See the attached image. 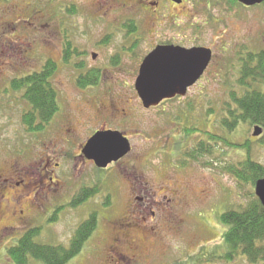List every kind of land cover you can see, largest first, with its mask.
Wrapping results in <instances>:
<instances>
[{"label":"rangeland","instance_id":"obj_1","mask_svg":"<svg viewBox=\"0 0 264 264\" xmlns=\"http://www.w3.org/2000/svg\"><path fill=\"white\" fill-rule=\"evenodd\" d=\"M19 1L24 5L25 19L35 20L37 15L42 18L39 21L45 22L49 14L54 17L51 56L58 70L53 82L61 98V109L52 123L42 132L31 134L22 120L28 104L24 100L13 102L8 95L14 91L5 93L0 88V165L7 171L17 167L23 176L29 174L37 179L46 177L47 172L54 176V182L47 176L44 189L35 197L39 211H34L27 228L39 229L36 241L69 245L78 226L96 213L93 234L66 264H264L252 263L243 254L233 260L212 257L214 252L220 255L224 250L225 228L219 222L220 215L228 208L246 206L255 191V186L239 182L223 168V164L245 159V151L228 150L223 164H214V156L210 155L187 161L185 156L174 159L181 150H189L206 138L203 132L212 131L223 133L235 143L250 139L251 158L264 165V140L253 135V126L244 124L228 133L215 122L224 114L222 107L230 100V91L242 90L237 84L241 57L264 48V4L244 7L229 0H189L196 8L177 24L154 25L136 11L133 17L140 27L128 38L124 18L114 22L117 17L108 13L104 19V11L110 12V6L87 7L83 0H35L31 8L27 7L31 0H12L7 5ZM45 33L34 35L23 30L22 48L19 45L23 73L39 69L49 56ZM63 37L83 52L71 63L63 59ZM165 41L188 48L206 46L213 50V59L185 96L146 109L135 89L138 69L151 47ZM119 54L121 59L113 62ZM76 62L101 68L100 82L90 94H84L76 84L81 70ZM108 95L127 116L103 118L122 130L130 140L131 150L119 162L100 171L81 157L80 148L92 134L91 127L102 122L86 99H106ZM70 116L82 124L66 133L61 130L62 122ZM185 125L201 131L186 137ZM180 140L183 143L174 146ZM56 163L61 166L57 168ZM97 185L100 190L96 195L84 202L75 199L84 186ZM21 186L7 180V196L14 195ZM130 237L131 241L138 240L137 248L128 242ZM15 244V240L6 243L2 264H12L8 248Z\"/></svg>","mask_w":264,"mask_h":264},{"label":"trees","instance_id":"obj_2","mask_svg":"<svg viewBox=\"0 0 264 264\" xmlns=\"http://www.w3.org/2000/svg\"><path fill=\"white\" fill-rule=\"evenodd\" d=\"M229 1L237 2L235 0ZM126 25L129 27V34H127L129 38L130 34L136 33V26L138 25L125 23ZM110 36L109 34L102 43L108 41ZM131 49L130 47L128 50ZM82 54L83 52L78 47L67 42L63 59L66 63H71L70 61L74 56L77 57ZM118 58L121 59L120 54L118 57L117 55L114 57L113 62ZM84 65L82 62L75 63V66L81 69L76 78V84L81 90L97 86L101 78L100 69L89 68ZM57 70V61L49 59L40 69L34 71L31 69L29 72L23 73L20 79H17L12 91L14 93L17 91L20 96L19 100L17 97L14 98L15 94L8 95L12 101L22 102L24 100L28 104V109L22 113V120L26 126V131L31 134L45 130L61 109L60 93L53 82ZM237 84L242 87V90L232 89L230 91V100L222 107L224 114L222 117H216L215 122L219 123L221 129L228 133L235 132L244 124L253 127L259 125L263 129V134L260 137L264 140V48L257 52L251 50L247 55L241 57ZM83 93L90 94L91 92ZM110 96L108 95V97ZM192 126H184L183 132L186 137L201 131ZM203 133L207 137L183 152V156L193 160L196 157L210 155L214 156V164H218V162L223 164L228 150L245 151L247 154L245 159L223 164L224 170L228 171L239 182L251 184L253 187L256 181L264 176V165L251 158L252 144L250 139H245L243 143H235L226 138L223 133L212 131ZM180 143L183 142H179L177 147ZM220 145L223 148H220ZM98 170L102 171L99 168ZM99 190L98 185L94 188L84 186L80 189L79 194H76L75 199L78 202H84L87 198L96 195ZM250 196L246 206L228 208L220 215L219 222L225 228L222 235L224 250L220 255H216L218 251L214 252L212 257L233 260L238 255L243 254L252 263H264V206L256 196L255 191ZM96 226L97 214L92 213L91 217L78 226L69 245L41 244L36 241L40 231L38 228H34L24 233L18 244L8 248V255L12 264H33L34 261H40L44 264H66L81 252Z\"/></svg>","mask_w":264,"mask_h":264},{"label":"flooded vegetation","instance_id":"obj_3","mask_svg":"<svg viewBox=\"0 0 264 264\" xmlns=\"http://www.w3.org/2000/svg\"><path fill=\"white\" fill-rule=\"evenodd\" d=\"M11 1L12 0H6L2 2V0H0V88H4L5 91H9L10 89H12L13 85L17 83V79H20L24 72V68L22 64L23 54L21 49L23 44V36H22L23 30H25L26 32L29 31L33 32L34 35H36V33H38V35L40 33L44 34L45 32H43L42 30H46L45 34L48 37L45 47L50 54L49 56L47 55L45 57V61L41 65V67L44 66L49 59H54L51 56L52 50L54 49L53 47L54 44L52 45L53 42L52 24L54 17L49 14L50 17L49 18L46 17L47 20L45 22L39 21L42 20V18L37 15L34 17L35 20H31L30 18L25 19L23 18V11H24L23 3L19 1L18 3L14 2L12 5H7V3L9 4ZM235 3L237 4L238 2ZM3 4L6 5L2 7L1 5ZM34 4H35V0H31L30 3L28 1L27 7L28 6H30V8L34 7ZM83 5L87 7L110 6L109 7L110 12H108V9L104 11L105 12L104 15H106L104 16L105 20L107 19V14L112 13L115 17H117V19L112 21L115 22L117 20H120L121 18H124L123 19L124 24L132 23L134 25H138L136 26V28L140 27L138 20L135 17H133V13H136V11L139 12L140 16L141 14L142 15L145 14L144 17H148V19L151 21V24L157 25L160 23L162 24V23H172V22L177 24L178 22L183 21L184 18L190 17L189 14H191L190 13L191 10L196 8L194 4L189 3V0H83ZM240 5L247 7L243 4ZM33 13L36 14L35 12ZM122 14H126V15H122ZM9 18L12 19L10 20ZM25 23L29 24L30 26L26 25ZM63 42H64L63 48L61 49L62 53H64L66 44L69 41L68 39H64L63 37ZM19 45H21V48ZM159 45L182 46L174 41L172 42L165 41L163 43H156L154 47H151V50H149L146 55L152 52ZM92 68L101 69L100 67H95V66ZM94 87L96 86L88 87L87 89L82 90V92H90L91 90H93ZM16 97L18 98V100L20 99V96L19 94H17V91L15 92L14 98ZM177 98H181V97L178 96L171 100ZM116 103L117 101L114 102L113 99H111V96L107 97L106 99H99V100L88 99L87 105L91 107V111L102 119L100 126L96 128L91 127L92 134L89 136V138L92 137L98 131L120 130L119 128L109 125L106 119L104 120L103 118L106 115H109L110 117L115 116L117 118L118 117L122 118L124 116H127V112L124 109L121 110L120 112L119 108L116 106ZM78 121L79 120L77 119V117L74 116H70L69 118H67V120L63 119L62 122L63 126L61 130L66 133H71L72 131H75L76 126L78 124H82V121L77 123ZM179 142H181V140L175 142L174 146H177ZM85 144H83L81 146L82 148H80V155L87 163L92 162L93 164H95L94 160L89 159L83 153V147ZM175 149L177 148L175 147ZM171 150H173V148H171ZM185 151L187 150H181L180 154H178L177 156L174 155L176 157L174 159H178L182 157L183 152ZM184 159H186L185 161L190 160L186 157ZM56 165L57 168L61 166L60 163H56ZM16 168L17 167L7 171L5 166L0 165V264H2L1 261L6 256L5 255L6 243L7 242L12 243L15 240L16 244H18L19 240L23 237L24 233L32 229V227L28 229L27 226H29V224H31L30 221L34 219V216H32L34 214V211L36 209H37L36 212L39 211L38 206H36L37 205L36 198H38L39 193L44 189L42 186L45 185V180L49 177L48 179L51 182H54V176H50L48 172H47L48 177L42 176L39 177V179H37L36 177L35 178L31 177L29 174L23 176L22 173L19 172ZM8 172H10L11 175L8 176ZM7 180H10L11 182L15 183L18 186L22 185L21 186L22 188L18 189V191L16 190L15 194L11 195L10 197L7 196L8 193ZM24 197H26V199H24ZM8 198H10V200ZM24 228H27V230L26 229L23 230ZM8 232L13 233L14 235L12 234L13 236H10L8 235L9 234ZM131 239L132 237H130L128 241L129 243ZM126 240L128 239L126 238ZM136 242H138L137 239H133V241H131L130 244L133 248L138 247V244ZM132 243H134L135 246Z\"/></svg>","mask_w":264,"mask_h":264},{"label":"water","instance_id":"obj_4","mask_svg":"<svg viewBox=\"0 0 264 264\" xmlns=\"http://www.w3.org/2000/svg\"><path fill=\"white\" fill-rule=\"evenodd\" d=\"M245 6H254L264 0H237ZM211 48L198 46L186 48L175 45H159L143 60L135 82L136 91L145 108L158 106L163 100L186 95L204 74L212 60ZM96 57V54H94ZM263 133L261 126L254 127V136ZM130 140L120 131L96 132L83 147V153L106 168L127 155ZM255 193L264 206V177L255 185Z\"/></svg>","mask_w":264,"mask_h":264}]
</instances>
